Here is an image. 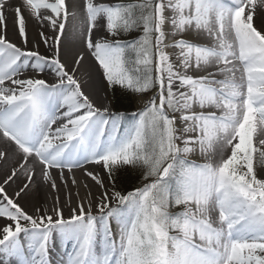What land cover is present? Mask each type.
Masks as SVG:
<instances>
[{
	"label": "snow or ice",
	"instance_id": "6c2138e0",
	"mask_svg": "<svg viewBox=\"0 0 264 264\" xmlns=\"http://www.w3.org/2000/svg\"><path fill=\"white\" fill-rule=\"evenodd\" d=\"M0 220V264H264V0H0Z\"/></svg>",
	"mask_w": 264,
	"mask_h": 264
},
{
	"label": "bare ground",
	"instance_id": "6f19581e",
	"mask_svg": "<svg viewBox=\"0 0 264 264\" xmlns=\"http://www.w3.org/2000/svg\"><path fill=\"white\" fill-rule=\"evenodd\" d=\"M9 28H11V23L9 22ZM30 32L35 35L39 31V26L36 25L34 22L29 25ZM76 44L74 41V38L69 31L68 33V42L64 47L62 48V51H67L69 59H71L73 52L75 51ZM41 50L43 51V46H41ZM78 77L82 81H87V84H85V90H88L89 86L95 89H104L103 86V80L99 73V71L95 68L93 61L89 58L84 63L83 67L80 69L78 73ZM101 95H104L103 92H101ZM76 177L78 180L81 179L82 175L80 171L75 172ZM67 175V173H66ZM43 187L40 186H34L32 191L29 193V195L25 198L23 203L27 205L29 210H33L35 208L39 207H45V206H51L53 194L52 190H50L47 185L42 184ZM61 195V198L63 199V195ZM4 223L3 220H0V224ZM0 258H3V254L0 253Z\"/></svg>",
	"mask_w": 264,
	"mask_h": 264
},
{
	"label": "trees",
	"instance_id": "16d2710c",
	"mask_svg": "<svg viewBox=\"0 0 264 264\" xmlns=\"http://www.w3.org/2000/svg\"><path fill=\"white\" fill-rule=\"evenodd\" d=\"M109 92L111 94L110 97H111V101H112L114 108H118L120 110H125V109L133 110L134 103L131 105V107H129V101L128 100H124V99L117 100V98L112 95L111 89H109ZM118 95H119V93H117V96ZM130 183H138V181L132 180Z\"/></svg>",
	"mask_w": 264,
	"mask_h": 264
},
{
	"label": "rangeland",
	"instance_id": "374dc122",
	"mask_svg": "<svg viewBox=\"0 0 264 264\" xmlns=\"http://www.w3.org/2000/svg\"><path fill=\"white\" fill-rule=\"evenodd\" d=\"M135 35H138V33L137 34H135ZM103 86L104 87H106V82L105 81H103ZM110 92H109V89H108V99L111 101V97H110ZM112 102V101H111ZM134 106H135V108L137 107V104L136 103H134ZM132 175L133 176H135L136 174L135 173H132ZM81 179H83V177H81ZM80 179V180H81ZM88 183H90L91 184V181H90V179L88 180ZM36 186H40V187H43V185L42 184H38V185H36ZM80 191H81V193H83V189H80ZM61 194L62 195H64V193L63 192H61ZM45 207H47V206H45ZM49 207V206H48Z\"/></svg>",
	"mask_w": 264,
	"mask_h": 264
}]
</instances>
